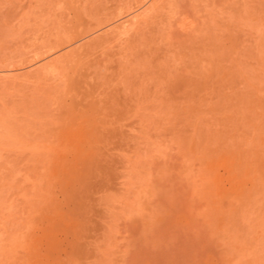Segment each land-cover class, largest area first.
<instances>
[{
	"label": "rangeland",
	"instance_id": "1",
	"mask_svg": "<svg viewBox=\"0 0 264 264\" xmlns=\"http://www.w3.org/2000/svg\"><path fill=\"white\" fill-rule=\"evenodd\" d=\"M61 1L0 0V264H264V0L248 16L245 0H173L138 47L155 69L136 66L135 94L110 68L90 89L117 97L104 131H59L63 106L90 87L31 79L48 59L31 52L68 32ZM138 2L142 14L150 0ZM181 79L201 83L191 95Z\"/></svg>",
	"mask_w": 264,
	"mask_h": 264
},
{
	"label": "bare ground",
	"instance_id": "2",
	"mask_svg": "<svg viewBox=\"0 0 264 264\" xmlns=\"http://www.w3.org/2000/svg\"><path fill=\"white\" fill-rule=\"evenodd\" d=\"M112 1H114V4L111 6H107L105 4H102V2L100 0H62L61 1L62 4H64L65 8L69 10L67 12L72 13V16L68 17V21L65 22L67 25H68L67 22H70L68 28L66 27L68 32L66 31V34H64L63 36H61V35L58 37L55 36V38H53L51 40L47 39L46 41L45 40L41 41V44L39 47H37L35 50H33V52L30 51L32 53V59L28 56V58H29L28 60H30V59L34 60V59L42 56V54L46 55L45 58H48V59H46V61H44L43 64H41L40 67L36 68L37 70H35V74H33L31 76V79L33 81H35V83H39L41 81H44L46 76L48 79L49 74L52 75L53 73L57 72L58 83L56 81V84L57 85L60 84V85H59V88L57 85H56V87L58 89H60V87H61L62 91H64V92H67V91H70L71 89H75V88H79V87H80L79 90L82 87H84V88H86L87 86L90 87V88H87L88 97L86 96V98H85V96H84V99L82 100L83 102H81V100H80L77 102H71V103L64 105V106L62 105L63 106V108L61 110L62 114L58 117L60 119L59 131H96V130H103L104 131V130H107V128L109 126H111L109 124V121L107 122V120H105L104 116L112 115L115 117L121 113V110L119 109V107L113 106V104H115L117 102L115 99V97H116L115 93L107 91L108 93L105 92L103 94V97L101 96V98H98V97L94 98L92 96H89L91 94V92H89V91L93 86H96L98 84L100 85L101 83H104L106 81L107 76L105 75V70H107L108 68H110L112 71V72L110 71V75H113L116 79H120L121 83L122 82L124 83V85L121 84L124 88L127 87L129 90L130 89L135 90V88L137 89V87H134L135 85L132 86V83H131L132 80H130L129 77L133 74L132 71L137 68L136 66L138 64H139V66H141L142 62H146V63L148 62V64H149L151 58L154 56V55H151V53H153V54L155 53L154 51L150 53L149 50L141 52L138 49V47H139L140 43H142L141 40L145 39L144 34H146L151 29L152 25L157 21L156 19L162 15L163 10L167 9L165 7L168 6V8H169V5H171L173 2V0H150V2H148L149 6H147V9L142 14L141 13L137 14V13L131 12V9H133L134 4H136L140 0H112ZM106 2H107V0H106ZM176 2H177V0H176ZM191 2H192V0H191ZM249 2H250V0L244 1L243 12L246 16H248V14H249V8H250ZM188 5L190 7L191 3ZM81 10L82 11L87 10V12L90 14L89 20H87V18L84 17V15H85L83 13L84 11L82 12ZM80 11L82 12V14L80 15V16H82V19L84 17V19L86 18L87 21H81V19L80 20L78 19V13ZM60 16L61 15H59V17ZM59 19H63V17L59 18ZM114 19H115V21H117V19L120 21H118L117 23L114 22L115 25H112V27L110 29H108L107 31H105L103 33L99 32V34L93 35L94 34L93 31H95V29L97 27L101 26L102 24H105L106 22L113 21ZM59 23H60V21H59ZM62 23H61V26H62ZM112 24H113V22H112ZM106 25H109V24H106ZM105 27L109 28L107 26H105ZM229 31H231V30H229ZM191 32H193V30ZM91 33H92V36H89V34H91ZM189 34L190 33H186V35H189ZM86 35L89 37H87ZM84 36H86L88 39L83 40V38H85ZM231 36H232V34H231ZM192 37H193V35H192ZM46 38H48V36ZM185 38H184V40H185ZM81 39H82V41L80 42L79 40H81ZM191 39L194 41V39H196V37H194V39L193 38H191ZM180 40H179V38L177 40V41H179L178 42L179 44H180ZM215 40H217V39H215ZM231 40L234 41V39H232V37H231ZM212 44L214 45L215 43H212ZM109 45L115 46V50H113L111 47H109L111 49L109 51L112 52V50H113L114 53L113 54L108 53L110 56L106 55V56H108V57H106L105 52H106V50H108L106 48ZM64 46L69 47L67 49V51H65L64 53H61L59 55H57V52H56V54H54L56 50L62 49V47H64ZM97 47L105 48V52L102 49L103 53H105V54H101V55H104L106 58L101 56L102 58L100 57V59L97 57H91V58L87 59V57L89 55L94 53L93 51H95L94 50L95 48L98 49ZM217 47H218V45H215V48H213V50H212V53L215 56L214 57V62H215L214 63L215 68L214 69H216V66L218 65L217 64V58H216V51L219 52L220 48H219V50H217ZM227 47H228V49H231L232 44L228 43L227 46H225V48H227ZM63 49L65 50L66 48H63ZM59 51H58V53H59ZM98 51H99V49H98ZM225 51L227 53V50H225ZM185 52L187 53L186 50H185ZM101 53H102V51H101ZM188 53H190V52H188ZM191 53H192V50H191ZM53 54H54V56H53ZM97 54H98V52L96 50V55ZM115 54L118 55L117 58H116V56H115V58L113 57V55H115ZM24 55H26V52ZM55 55H57V56H55ZM111 55H112L113 59H111ZM186 55H188V54H186ZM191 55H193V54H191ZM230 55H231V53H230ZM191 57H194V55ZM20 58H21L20 60L22 63V60L24 58L23 59H22V57H20ZM155 58H157L156 55H155ZM84 59L87 60L86 64L88 66H90V65L93 66V69L89 68L87 66V68H89L91 72H88L86 74V72L84 73L83 71L81 72V71L74 70L71 68V65H75L77 62L83 61ZM110 59L113 61L112 63H115V65H110V61H111ZM24 61H26V59H24ZM24 61H23V64L26 63ZM103 61H107L108 64H107V62H103ZM153 61L156 62L155 60H153ZM153 61H152V63H154ZM157 62L159 63V60ZM165 62H166V60H165ZM165 62H164V64H165ZM20 65H22V64H20ZM149 65H151V63ZM153 65H151L149 67H152ZM83 67H84V65H83ZM163 67H164V65H163ZM158 68H159V66H158ZM153 69H155L154 66H153ZM139 70H141L140 72H143V75L148 73V76H149V72L152 71L148 68L145 70H142V67L139 68ZM159 70H158V72H159ZM163 71L164 70H162V72ZM150 74H151V76H155V75H152L153 72H151ZM140 75H142V74H140ZM160 75L161 74H159V76ZM87 77L92 78L93 81L87 80ZM141 77H143V76H141ZM150 77H148L147 79L145 78L146 82H147V80H149ZM209 78H211V77H209ZM26 79H27V77H26ZM55 79H56V77H55ZM55 79L53 78V80H55ZM153 79H154V77H153ZM153 79H150L151 82ZM164 79H165V77H164ZM28 80H29V78H28ZM32 80H30V81H32ZM155 80H156V78L154 79V81ZM159 80L160 79H158V83H159ZM154 81H153V83H154ZM146 82H145V84H146ZM162 82H163V80H162ZM162 82H160L159 84H161ZM179 82H180V84L188 85L189 87L193 88L191 95L193 94V92L195 90L198 89L199 83H201L200 80L194 81L192 79H181ZM47 83H48V80H47ZM47 83H45V85ZM50 84L48 83V87H47L48 90L52 86ZM53 86H55V85L53 84ZM103 86L104 85H102V87ZM44 88H46V87H44ZM96 88H97V86H96ZM127 88H125V90ZM142 88H143V86H142ZM53 89H54V87H53ZM93 89L95 91V88H93ZM138 89H140V88H138ZM80 91H82V90H80ZM99 91H100V87H99ZM141 91L143 92V89H141ZM51 92H53L52 88H51ZM70 92H72V91H70ZM129 92H132L135 94V91L133 92L132 90H130ZM58 93H59V91H58ZM82 93H84V92H82ZM100 93H101V91H100ZM97 94L99 95V93H96V95ZM130 94L131 93H129L128 95L131 96ZM47 95H48V93H47ZM58 95H62V94H58ZM93 95L95 96V93H93ZM63 96H62V100L64 101ZM68 98H69V96H68ZM60 99H61V97H60ZM77 99H79V98L77 97ZM72 100H73V98H72ZM76 100L74 99V101H76ZM123 100H125V99H123ZM125 102H127V101H125ZM58 107H60V105ZM56 109H58V108H56Z\"/></svg>",
	"mask_w": 264,
	"mask_h": 264
}]
</instances>
